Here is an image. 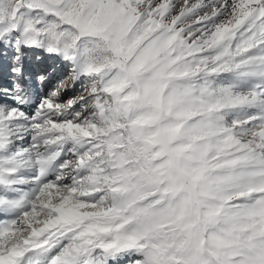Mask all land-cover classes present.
<instances>
[{
    "label": "snow or ice",
    "instance_id": "obj_1",
    "mask_svg": "<svg viewBox=\"0 0 264 264\" xmlns=\"http://www.w3.org/2000/svg\"><path fill=\"white\" fill-rule=\"evenodd\" d=\"M0 264H264V0H0Z\"/></svg>",
    "mask_w": 264,
    "mask_h": 264
}]
</instances>
